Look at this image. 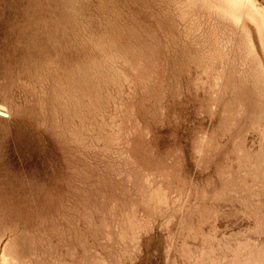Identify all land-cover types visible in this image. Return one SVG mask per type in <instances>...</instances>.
Instances as JSON below:
<instances>
[{
	"label": "rangeland",
	"instance_id": "obj_1",
	"mask_svg": "<svg viewBox=\"0 0 264 264\" xmlns=\"http://www.w3.org/2000/svg\"><path fill=\"white\" fill-rule=\"evenodd\" d=\"M0 264H264V0H0Z\"/></svg>",
	"mask_w": 264,
	"mask_h": 264
},
{
	"label": "water",
	"instance_id": "obj_2",
	"mask_svg": "<svg viewBox=\"0 0 264 264\" xmlns=\"http://www.w3.org/2000/svg\"><path fill=\"white\" fill-rule=\"evenodd\" d=\"M0 113H2V112H0Z\"/></svg>",
	"mask_w": 264,
	"mask_h": 264
}]
</instances>
